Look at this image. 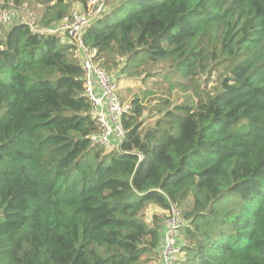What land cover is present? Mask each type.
Instances as JSON below:
<instances>
[{
    "label": "trees",
    "instance_id": "obj_1",
    "mask_svg": "<svg viewBox=\"0 0 264 264\" xmlns=\"http://www.w3.org/2000/svg\"><path fill=\"white\" fill-rule=\"evenodd\" d=\"M72 1L39 0L35 27ZM109 6L83 43L118 91L139 84L110 149L73 45L0 27V264H151L166 215L148 209L171 203L176 264H264V0Z\"/></svg>",
    "mask_w": 264,
    "mask_h": 264
},
{
    "label": "built area",
    "instance_id": "obj_2",
    "mask_svg": "<svg viewBox=\"0 0 264 264\" xmlns=\"http://www.w3.org/2000/svg\"><path fill=\"white\" fill-rule=\"evenodd\" d=\"M83 1L85 10L71 8L68 14L52 26L38 29L35 25L31 26L28 21L25 23L32 31L36 29L39 33L57 34L66 39V43L73 45L74 53L83 68L84 94L91 105L92 116L99 126L98 133L92 138L104 148L110 149L117 145L124 135L121 116L127 112L128 101L120 100L117 82L101 67L94 57V51H91L82 40V35L89 24L103 14L104 0ZM12 15V8L0 9V26L8 25ZM170 205L163 220V230L158 244L160 264H176L182 255L179 234L182 219L176 205L173 203Z\"/></svg>",
    "mask_w": 264,
    "mask_h": 264
},
{
    "label": "rangeland",
    "instance_id": "obj_3",
    "mask_svg": "<svg viewBox=\"0 0 264 264\" xmlns=\"http://www.w3.org/2000/svg\"><path fill=\"white\" fill-rule=\"evenodd\" d=\"M73 1H74L73 5H72L73 8H77V9H82L83 8V5H82V3L79 0L78 1L81 3V6H77V7L74 6V4L77 2V0H73ZM114 1H116V0H107L105 9L108 8V6L110 4H112ZM13 6H14V10L15 11H13V15H12V19H11L12 23L13 22H25V21H28V23H30L31 26L36 25V23L38 22V16L40 15V13L42 11V4L39 2V0H25L22 4H19V5L15 4ZM8 25H2L0 27H3V26L7 27ZM146 83L148 84V82H146ZM129 85H130V89H129V91H126V93H122L121 91H117L118 94H119V97H121L123 94H126V98H125L124 101H128L132 97V95H133V93L135 91H139V87H138L139 84L138 83L129 84ZM120 87H121V84L119 83L118 84V89ZM153 210L159 211L164 216L167 213V211L162 212L159 209H157L156 207H152V206L149 207L148 213L153 211Z\"/></svg>",
    "mask_w": 264,
    "mask_h": 264
},
{
    "label": "crops",
    "instance_id": "obj_4",
    "mask_svg": "<svg viewBox=\"0 0 264 264\" xmlns=\"http://www.w3.org/2000/svg\"><path fill=\"white\" fill-rule=\"evenodd\" d=\"M79 1H80V2L82 3V5H83V8L80 9V10H85V9H86L85 2H84L83 0H79ZM79 1L77 0V2L74 4L75 7H77V6H81V3H80ZM117 1H118V0L114 1L112 4H110V6L113 7L114 4H115ZM73 2H74V1H72V5H73ZM110 6H109V7H110ZM94 20H95V19H94ZM94 20H93V21H94ZM93 21H92V22H93ZM92 22H91V23H92ZM91 23H90V24H91ZM90 24H89V25H90ZM61 38H62V37H61ZM62 39H63V38H62ZM65 41H67V40L64 39V42H65ZM114 147H117V145H113V148H114ZM151 264H160V262H159V260H158V257H157L156 260L152 261Z\"/></svg>",
    "mask_w": 264,
    "mask_h": 264
}]
</instances>
